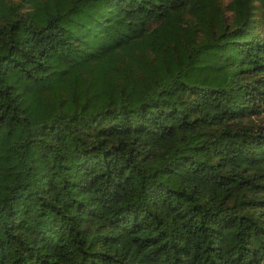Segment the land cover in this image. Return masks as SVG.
I'll return each instance as SVG.
<instances>
[{"label":"trees","instance_id":"obj_1","mask_svg":"<svg viewBox=\"0 0 264 264\" xmlns=\"http://www.w3.org/2000/svg\"><path fill=\"white\" fill-rule=\"evenodd\" d=\"M0 264H264V0H0Z\"/></svg>","mask_w":264,"mask_h":264}]
</instances>
